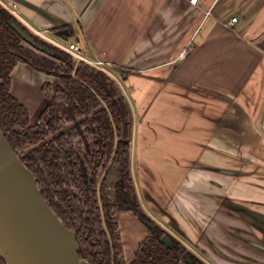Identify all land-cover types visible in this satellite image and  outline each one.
<instances>
[{"label":"crops","instance_id":"0c3cea01","mask_svg":"<svg viewBox=\"0 0 264 264\" xmlns=\"http://www.w3.org/2000/svg\"><path fill=\"white\" fill-rule=\"evenodd\" d=\"M0 3L111 69L131 109L137 194L159 225L205 264H264V0ZM12 77L30 113L54 81L25 65ZM119 227L130 263L149 230L131 212Z\"/></svg>","mask_w":264,"mask_h":264},{"label":"trees","instance_id":"16d2710c","mask_svg":"<svg viewBox=\"0 0 264 264\" xmlns=\"http://www.w3.org/2000/svg\"><path fill=\"white\" fill-rule=\"evenodd\" d=\"M12 23L53 55L30 46ZM65 29L74 38V29ZM19 65L54 79L41 90L45 108L33 123L29 108L12 93ZM119 71L123 77L130 73ZM132 128L130 105L112 75L85 62L77 67L67 51L29 30L0 3V132L36 176L43 199L75 232L80 258L90 264H205L143 209L132 174ZM115 129L117 154L101 186L104 223L98 182L114 154ZM128 212L149 230L130 263L119 227Z\"/></svg>","mask_w":264,"mask_h":264},{"label":"water","instance_id":"95a60500","mask_svg":"<svg viewBox=\"0 0 264 264\" xmlns=\"http://www.w3.org/2000/svg\"><path fill=\"white\" fill-rule=\"evenodd\" d=\"M11 27L40 52L53 55L38 45L17 23ZM77 67L79 63H76ZM114 154L98 185L101 214L105 223L101 186L117 154L119 136L115 129ZM162 242L171 246L167 238ZM73 230L66 228L43 199L38 180L27 169L0 132V259L5 264H90L79 255ZM188 264H191L188 262Z\"/></svg>","mask_w":264,"mask_h":264},{"label":"built area","instance_id":"2783aa9c","mask_svg":"<svg viewBox=\"0 0 264 264\" xmlns=\"http://www.w3.org/2000/svg\"><path fill=\"white\" fill-rule=\"evenodd\" d=\"M197 2H198V0H192L193 4H197ZM237 21H238L237 18H232L231 23H236ZM52 44L56 45L60 49H64L65 51H67L72 56L75 63L85 62V63L91 65L92 67H95V68H97V69H99V70H101L107 74L112 75L114 78V74L112 73L111 69L103 61L88 59L85 56V47L82 46L81 44H79L78 42L77 43H71L68 45H65L64 43H57V42H53ZM188 52H189L188 50L184 51L180 55L181 59H186Z\"/></svg>","mask_w":264,"mask_h":264},{"label":"rangeland","instance_id":"374dc122","mask_svg":"<svg viewBox=\"0 0 264 264\" xmlns=\"http://www.w3.org/2000/svg\"><path fill=\"white\" fill-rule=\"evenodd\" d=\"M68 44H71V43L68 42L65 45H68ZM32 100H35V97H32ZM34 108L35 109H33L31 111V116H32V119L31 120H32V123L36 121V119H37L38 115L40 114V112L45 108V102L43 101L40 105L37 104V106H35Z\"/></svg>","mask_w":264,"mask_h":264}]
</instances>
